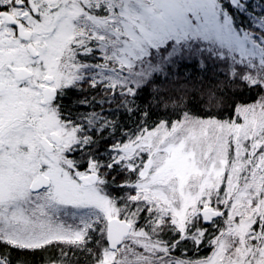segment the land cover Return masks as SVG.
<instances>
[{"label":"snow or ice","instance_id":"6c2138e0","mask_svg":"<svg viewBox=\"0 0 264 264\" xmlns=\"http://www.w3.org/2000/svg\"><path fill=\"white\" fill-rule=\"evenodd\" d=\"M0 264H264V0H0Z\"/></svg>","mask_w":264,"mask_h":264}]
</instances>
